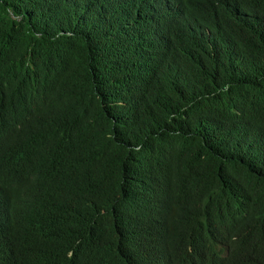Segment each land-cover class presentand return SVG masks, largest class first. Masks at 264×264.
<instances>
[{
	"label": "trees",
	"instance_id": "obj_1",
	"mask_svg": "<svg viewBox=\"0 0 264 264\" xmlns=\"http://www.w3.org/2000/svg\"><path fill=\"white\" fill-rule=\"evenodd\" d=\"M0 264H264V0H0Z\"/></svg>",
	"mask_w": 264,
	"mask_h": 264
}]
</instances>
